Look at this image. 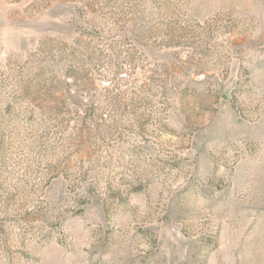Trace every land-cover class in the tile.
Here are the masks:
<instances>
[{"label":"rangeland","instance_id":"374dc122","mask_svg":"<svg viewBox=\"0 0 264 264\" xmlns=\"http://www.w3.org/2000/svg\"><path fill=\"white\" fill-rule=\"evenodd\" d=\"M0 264H264V0H0Z\"/></svg>","mask_w":264,"mask_h":264}]
</instances>
